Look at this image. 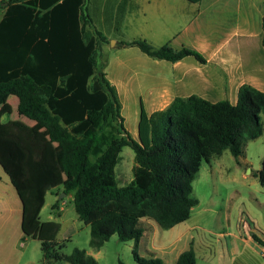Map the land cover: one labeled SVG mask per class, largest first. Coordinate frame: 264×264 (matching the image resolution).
I'll list each match as a JSON object with an SVG mask.
<instances>
[{"label":"trees","instance_id":"16d2710c","mask_svg":"<svg viewBox=\"0 0 264 264\" xmlns=\"http://www.w3.org/2000/svg\"><path fill=\"white\" fill-rule=\"evenodd\" d=\"M88 1L0 0L4 9L0 110L17 111L43 133L34 131L32 142L11 135L21 168L20 172L17 167L18 174L8 159L1 161L14 174L20 193L32 192L37 168L55 169L63 179V192L75 191V210L90 225L92 248L99 249L117 234L122 241H134L132 251L138 263L163 264L159 257L139 254L146 229L141 219H152L168 229L190 217L199 202L193 181L202 162L228 149L240 163L249 140L263 134L264 91L243 84L235 104L191 95L176 97L166 109L151 114L141 108L138 138H134L125 127L121 101L101 59V44L108 38L94 25ZM262 26L264 46V16ZM121 44L170 61L188 55L205 61L190 48L176 50L168 44L155 48L144 39ZM11 95L17 97L14 108ZM22 124L21 120L5 123L13 128ZM51 145L59 148L58 161ZM124 146L135 153L130 182L115 170ZM259 172L264 184V161ZM33 212L31 207L25 211L27 231H31L28 221ZM253 237L264 245L256 234ZM63 246L42 240V263L99 264L85 249L76 247L66 254ZM176 264H196L193 247L181 252Z\"/></svg>","mask_w":264,"mask_h":264},{"label":"crops","instance_id":"0c3cea01","mask_svg":"<svg viewBox=\"0 0 264 264\" xmlns=\"http://www.w3.org/2000/svg\"><path fill=\"white\" fill-rule=\"evenodd\" d=\"M88 10L108 38L101 44V59L121 101L125 127L134 138L141 108L151 114L166 109L176 97L191 95L235 104L243 84L264 91V0H89ZM134 39L155 48L168 44L176 50L194 49L205 61L193 55L170 61L121 44ZM51 146L58 161L59 149ZM246 165V157H240L236 171ZM69 193L74 201L75 191ZM198 199L190 217L171 228L142 218L146 229L139 254L176 264L180 253L193 247L196 264H264V245L253 237L264 241L263 219L249 218L250 223L240 212L237 218L226 214L221 220L215 209L204 208ZM54 205L63 210L59 202Z\"/></svg>","mask_w":264,"mask_h":264},{"label":"rangeland","instance_id":"374dc122","mask_svg":"<svg viewBox=\"0 0 264 264\" xmlns=\"http://www.w3.org/2000/svg\"><path fill=\"white\" fill-rule=\"evenodd\" d=\"M2 13L3 9L0 8V17ZM9 102L14 108L17 97L11 95ZM10 120H21L23 124L18 128L5 125ZM37 127L34 121L19 115L17 111L8 114L0 110V264H43L41 242L45 239L64 243L61 251L66 254L76 247L85 249L99 264H140L133 255L134 241H122L117 234H113L99 249L91 247L90 225L79 218L69 192L59 197L63 194V179L55 169L37 168V174L34 172L32 178V192L20 193L12 178L14 174H9L1 160L8 159L15 165L13 172L17 173V167L18 170L21 168L15 161L16 144L10 137L15 134L23 141L32 142L36 139L34 131L42 133ZM34 152L38 155V152ZM121 156L122 160L115 168L116 174L119 176L123 170L126 171L129 176H126V180L130 182L134 176V150L125 146ZM243 157H246L247 165L237 172L238 161L226 149L209 162L204 160L193 181L194 195L202 200L204 208L215 209L221 220L226 214L237 218L240 212L250 223L249 218L264 220V184L259 172L264 158V133L248 142ZM249 169L252 171L249 172ZM56 202L63 207L61 212L54 205ZM30 207L34 208V212L28 221L31 231H27L24 216ZM162 231L166 233L167 230ZM58 264L68 263L61 261Z\"/></svg>","mask_w":264,"mask_h":264},{"label":"water","instance_id":"95a60500","mask_svg":"<svg viewBox=\"0 0 264 264\" xmlns=\"http://www.w3.org/2000/svg\"><path fill=\"white\" fill-rule=\"evenodd\" d=\"M65 194H66V193H65V192H63V194H62V195H60L59 197H60V198H62V196H63V195H65Z\"/></svg>","mask_w":264,"mask_h":264}]
</instances>
